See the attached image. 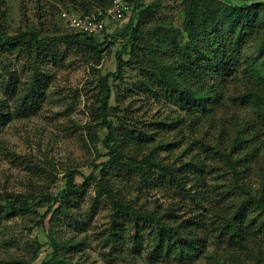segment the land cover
<instances>
[{"label":"rangeland","instance_id":"obj_1","mask_svg":"<svg viewBox=\"0 0 264 264\" xmlns=\"http://www.w3.org/2000/svg\"><path fill=\"white\" fill-rule=\"evenodd\" d=\"M112 1L0 0V24L9 37L33 32L39 38L71 34L75 32L67 27L63 13L97 14ZM122 1L132 10L119 22H106L104 35L119 36L132 17L131 26L138 35L136 47L140 49L136 57L129 53L132 45L128 37L111 38L97 65L85 54L87 50L82 52L77 45L64 42L36 52L26 36L11 48L0 47V198L22 200L28 206L25 214L0 220V264L226 263L225 242L211 229L216 220L213 188L220 185L222 191L238 195L239 184L253 196L261 193L264 111L260 106L253 113L233 100L248 91L264 95V50L260 55L264 19L245 32L237 72L223 82L222 101L207 115L188 114L176 100H168L156 82L160 72L152 66L156 64L160 70L170 62L159 57L166 48L169 52L180 48L186 53L191 51V41L194 46H207L202 38L204 29L225 43L221 8L264 4V0ZM118 55L125 64L118 76L108 78V119L116 131L113 146H122V161L131 166L127 170L121 163L113 164L106 175L115 198L138 212L153 213L168 225L195 220L204 223L205 248L190 261L177 262L170 257L153 260L161 235L168 232L153 220L139 222L138 250L132 246L135 224H125L127 230L122 236L128 244L107 238L112 228V205L98 192L97 181L106 170L102 163L108 161L110 153L104 145L106 129L91 122V116L99 106L101 79L116 72ZM38 79L46 83L43 98L32 104L25 100L21 107L26 91ZM219 81L211 79L209 83ZM189 87L186 84L185 88ZM238 128H242L239 148L231 150ZM140 133L150 137L137 141ZM126 136L134 137L129 146L123 142ZM223 148L229 161H241L236 165L243 169L237 183L217 153ZM162 167L191 180L196 179L192 177L194 171L203 168L201 182L191 184V188L182 182L180 187L169 182V174ZM69 170L78 171L75 185L84 188L74 197L77 203L64 211L55 198L64 190ZM200 190L204 191L202 199L201 194L192 195ZM119 217L124 223L123 216ZM260 219L264 220V212ZM52 240L67 246L61 245L54 252ZM262 255L264 263V248ZM248 263L247 257H242L237 264Z\"/></svg>","mask_w":264,"mask_h":264},{"label":"trees","instance_id":"obj_2","mask_svg":"<svg viewBox=\"0 0 264 264\" xmlns=\"http://www.w3.org/2000/svg\"><path fill=\"white\" fill-rule=\"evenodd\" d=\"M139 1V0H136ZM223 16V34L227 37L225 43L217 41L211 33L206 32L204 29L202 38L206 41L207 46H194L192 41L189 43L191 51L182 49L177 51H167V48L162 51L164 55H160L164 59L170 60L167 65H163L160 70L158 66H152V70L156 69L160 72V77L157 78V84L164 96L170 100H176L181 109L186 113L192 115H207L214 111L220 104L223 98L224 87L223 82L235 75L237 72L236 64L238 62V53L242 38L245 32L252 29L255 23L264 19V4H254L245 7L237 6H223L221 8ZM133 16V15H132ZM3 16L0 14V22ZM190 20H193L189 16ZM130 22L125 28V31L117 37H128L131 41L132 48L130 49V55L136 57L139 52V46L136 47L138 41V35L135 29L132 28L133 18H130ZM190 31V30H188ZM102 41H99V36H87L81 33H71L60 36H46L39 38L38 35L33 32L28 35L20 33L17 36L9 37L6 33V28L0 24V47L7 46L12 47L17 41L23 37L29 36V43L31 47L37 52L40 48L57 45L60 43H67L77 45L83 52L87 50L85 54L89 58L94 60V63L100 61V53L105 45L110 43V39L113 35H104ZM116 36L114 38H117ZM110 41V42H109ZM14 43V44H13ZM82 47V48H81ZM125 50V49H124ZM264 41L261 45L260 55L263 54ZM135 51L137 53H135ZM145 52L147 50L141 49ZM150 51L146 54L148 55ZM187 57V58H186ZM154 58V57H153ZM155 59V58H154ZM125 63L121 59L120 55L116 59V72L113 75L104 76L101 79L102 91L100 97L97 100L99 104L95 111H92L91 122L99 123L107 131V135L104 140V145L108 149L110 156L106 163H102L104 172L101 173V178L97 181V189L99 193H103L106 199L111 202L112 210V228L109 230L107 238L112 242L127 243L128 240L122 236L126 229L125 224H135L136 229L133 235L134 248H139L138 236L141 234L139 229L140 221L145 220L150 223L152 220L156 221L159 225L166 228L168 231L166 236L161 235L160 243L157 246V250L152 254L154 261H159L161 258H172L177 262L190 261L192 258L202 255L205 248L206 238H203L202 229L205 228L204 223L199 220L184 222H173L172 225H168L161 220V217L154 215L153 213H141L132 208V206L126 201H121L115 198L110 179L106 175L107 170L111 169L113 164H120L122 168L129 169L130 164L122 161L121 145L113 144L116 142V131L108 119V110L111 88L108 85V78L116 77L121 73L122 67ZM251 66V65H250ZM168 74L166 75V73ZM146 77L151 80V75L145 71ZM210 75V77H208ZM207 79H220L219 83H209ZM147 88H150L148 83L144 82ZM186 84H190L189 88H185ZM46 83L36 81V85L31 86L23 96L21 107L24 106L25 100L29 103H35L44 96V87ZM221 86V89H219ZM234 103L240 107L247 109L255 113V111L262 106L264 111V95L256 94L252 91H248L237 99L233 100ZM2 114L0 113V120ZM164 125V124H163ZM242 128H238L236 133V139L232 142L231 150H237L240 144V134ZM150 135L146 133H140L137 135V141L147 140ZM134 137L126 136L123 139L128 146L132 143ZM138 144V143H137ZM219 153L224 159L225 165H227L230 173L232 174L235 182H238L239 174L243 172V169L238 170L237 166L241 161H232L228 159L226 155V148H223ZM245 162L246 159H244ZM161 170L167 172L166 167H162ZM203 168L196 169L192 177L195 180L187 179L186 176H180L178 173H169V182H174L178 186H182L184 182L197 185L201 182V172ZM79 173L76 170H69L65 176L64 190L55 198V202L59 204V209L64 210L69 204L77 203L74 197L80 193V190L84 187L77 188L75 185V176ZM186 180V181H184ZM221 186L217 185L213 188L212 198L215 200V207L213 212L216 214V220L212 222V232L217 233V238H222L225 242V248L223 253L226 254L229 259L228 262H218L217 264H237L242 257H247L248 264H264L263 263V242H264V220L260 219L262 212H264V185L261 193L256 197L253 196L249 189L244 185H237L238 195H233L229 192L222 191ZM224 190V189H223ZM200 195L201 199L204 195V191L195 192L192 195ZM244 196V197H243ZM241 197V199H239ZM3 202L0 205V220L14 216L16 213L25 214L28 211V206L22 200H12L9 197L0 198ZM51 209H49L44 216H46ZM120 215L124 218V223L119 220ZM126 218V219H125ZM160 222V223H159ZM79 223V222H78ZM203 224V225H202ZM136 232V233H135ZM125 239V240H124ZM62 246L65 244H61ZM60 245V246H61ZM56 245L52 240V247L54 252L60 247ZM67 245H65L66 247ZM64 264V261H62ZM70 264V263H69Z\"/></svg>","mask_w":264,"mask_h":264},{"label":"built area","instance_id":"obj_3","mask_svg":"<svg viewBox=\"0 0 264 264\" xmlns=\"http://www.w3.org/2000/svg\"><path fill=\"white\" fill-rule=\"evenodd\" d=\"M129 9L130 5L126 2L113 0L111 5L101 13L85 16H68L66 13H63L61 16L65 19L67 27L71 31L87 36H99L106 30V22L115 23L121 21Z\"/></svg>","mask_w":264,"mask_h":264}]
</instances>
